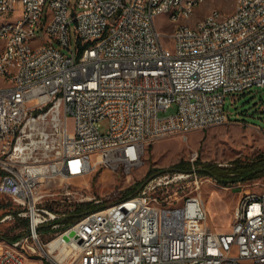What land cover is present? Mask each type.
Masks as SVG:
<instances>
[{
    "label": "built area",
    "instance_id": "1",
    "mask_svg": "<svg viewBox=\"0 0 264 264\" xmlns=\"http://www.w3.org/2000/svg\"><path fill=\"white\" fill-rule=\"evenodd\" d=\"M190 1L178 13H194ZM71 2L0 0V20L14 19L0 29V194L27 219L0 264H35L24 250L41 264H264V191L243 193L230 230L216 231L195 170L155 175L71 222L57 207L77 194L98 205L67 186L87 189L99 170L127 178L156 140L228 122L226 95L264 86V0L170 32L155 24L168 0ZM30 39L41 51H23Z\"/></svg>",
    "mask_w": 264,
    "mask_h": 264
},
{
    "label": "rangeland",
    "instance_id": "2",
    "mask_svg": "<svg viewBox=\"0 0 264 264\" xmlns=\"http://www.w3.org/2000/svg\"><path fill=\"white\" fill-rule=\"evenodd\" d=\"M236 0H205L200 3L188 23L193 24L202 19L213 8L223 13H230L235 7ZM72 0L69 10L74 6ZM173 23L165 14L155 17V24L160 31L170 32ZM72 46L76 44L74 23L71 27ZM40 40L37 39L36 43ZM224 107L229 121L209 126L204 129L190 130L185 134L175 133L162 137L151 143L143 157L144 163L132 170L127 178H121L120 174H112L108 170H99L95 175L86 179L89 188L85 189V183L69 184L71 191L83 188V196L92 195L99 199V206H105L122 197L135 194L141 185L155 175L166 173L169 168L178 163H187L199 160L200 164H209L221 172L231 171L233 166H245L255 162L257 166L264 156V86H253L244 91L227 94ZM171 110L165 114L170 113ZM104 123H102V128ZM258 162V163H257ZM232 165V167H230ZM186 167V166H183ZM149 170H155L148 175ZM201 196L208 213V223L211 229L228 232L231 224L232 210L246 191H264V169L260 175L253 179H240L220 183L210 175H201ZM102 177H106L105 180ZM101 179L103 181H101ZM65 186V185H64ZM59 188V187H57ZM134 191V192H132ZM79 194L70 196L57 207L64 212H70L77 204ZM87 201V200H86ZM84 201V202H86ZM95 204L93 201H89ZM0 248L8 242L2 236L10 237L23 231L22 217L18 213L21 207L15 202L0 194ZM14 212H17L14 215ZM29 244L31 242L29 241ZM17 250V245H9ZM25 255L35 264H41L38 256L31 255L24 250Z\"/></svg>",
    "mask_w": 264,
    "mask_h": 264
},
{
    "label": "trees",
    "instance_id": "3",
    "mask_svg": "<svg viewBox=\"0 0 264 264\" xmlns=\"http://www.w3.org/2000/svg\"><path fill=\"white\" fill-rule=\"evenodd\" d=\"M261 157L259 160L260 163L256 165L255 162H251L250 164H247L245 166H233L232 165L229 168L231 171L227 172H221L219 171L216 167L209 165V164H200L201 162L199 160H196V162H187V163H178L176 166H173L169 168L168 170H183V171H191L195 170L198 174L200 175H210L214 177L218 182L220 183H227L229 181H234V180H240V179H253L257 178L260 175V170L264 169V156H259ZM258 163V162H257ZM186 166V167H183ZM155 170H149L147 173L148 175L154 172ZM134 192V191H132ZM99 205H95L91 202H81L77 203L74 205V209L70 212H67L68 217H66L67 222H71L73 219L78 218L82 216L84 213L95 210L99 208ZM1 208V206H0ZM14 215H16L17 212H14ZM22 224H23V231L19 232L15 235H12L10 237L2 236V238L6 239L7 241L11 242L22 235L25 234L26 232V227H27V219L23 218L22 219Z\"/></svg>",
    "mask_w": 264,
    "mask_h": 264
},
{
    "label": "bare ground",
    "instance_id": "4",
    "mask_svg": "<svg viewBox=\"0 0 264 264\" xmlns=\"http://www.w3.org/2000/svg\"><path fill=\"white\" fill-rule=\"evenodd\" d=\"M205 0H192L190 1V10L196 9V7ZM179 6H184V0H168V9L165 12V15L173 23H182L184 27H193L198 21L193 24L188 23V20L192 17L194 13L192 12H182L178 13ZM212 10L208 13L211 14ZM48 17H55V9H48ZM214 20H221V13H214ZM14 26V19H7V21L0 20V29L10 28ZM37 39H30V41L22 42L23 51H41L42 48V39H39L40 42L36 43ZM10 43L9 35L0 36V49L7 47ZM103 180L106 177H102ZM101 179V181H103ZM55 242H52L54 244ZM9 252H17V250L9 246Z\"/></svg>",
    "mask_w": 264,
    "mask_h": 264
},
{
    "label": "crops",
    "instance_id": "5",
    "mask_svg": "<svg viewBox=\"0 0 264 264\" xmlns=\"http://www.w3.org/2000/svg\"><path fill=\"white\" fill-rule=\"evenodd\" d=\"M193 23H195V22H193Z\"/></svg>",
    "mask_w": 264,
    "mask_h": 264
}]
</instances>
